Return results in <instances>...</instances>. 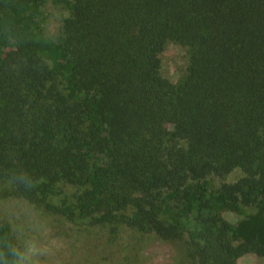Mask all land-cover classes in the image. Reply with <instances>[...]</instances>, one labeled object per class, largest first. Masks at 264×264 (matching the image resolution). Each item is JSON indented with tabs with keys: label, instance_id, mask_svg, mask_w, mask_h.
<instances>
[{
	"label": "trees",
	"instance_id": "1",
	"mask_svg": "<svg viewBox=\"0 0 264 264\" xmlns=\"http://www.w3.org/2000/svg\"><path fill=\"white\" fill-rule=\"evenodd\" d=\"M0 183L73 220L51 198L70 185L80 218L187 237L194 264L264 257V0H0ZM0 264H21L3 222Z\"/></svg>",
	"mask_w": 264,
	"mask_h": 264
},
{
	"label": "rangeland",
	"instance_id": "2",
	"mask_svg": "<svg viewBox=\"0 0 264 264\" xmlns=\"http://www.w3.org/2000/svg\"><path fill=\"white\" fill-rule=\"evenodd\" d=\"M45 13L47 31L60 34L68 10L50 2ZM160 57L162 74L173 82L180 80L187 66V47L168 41ZM240 176L241 171L236 170L226 181L233 183ZM215 183L220 180L215 179ZM51 198L59 208H70L73 220L44 206L36 209L27 200L9 195L0 183V222L12 228L21 264H194L187 237L164 241L155 234L127 227L111 235L109 227L82 219L72 210L76 203L74 187L62 183ZM224 216L238 223L247 215L226 212ZM239 264H264V257L248 253L240 257Z\"/></svg>",
	"mask_w": 264,
	"mask_h": 264
}]
</instances>
